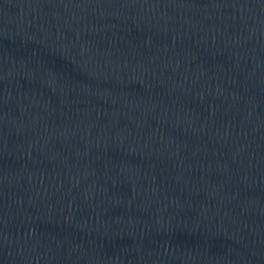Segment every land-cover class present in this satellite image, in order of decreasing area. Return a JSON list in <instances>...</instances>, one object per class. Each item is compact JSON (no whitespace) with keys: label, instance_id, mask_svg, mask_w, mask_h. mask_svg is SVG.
<instances>
[{"label":"water","instance_id":"1","mask_svg":"<svg viewBox=\"0 0 264 264\" xmlns=\"http://www.w3.org/2000/svg\"><path fill=\"white\" fill-rule=\"evenodd\" d=\"M0 264H264V0H0Z\"/></svg>","mask_w":264,"mask_h":264}]
</instances>
